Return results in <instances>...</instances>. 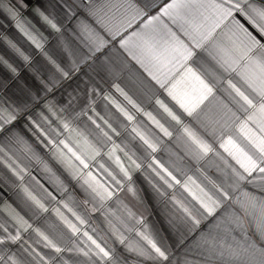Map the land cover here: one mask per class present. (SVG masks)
<instances>
[{
    "label": "crops",
    "instance_id": "0c3cea01",
    "mask_svg": "<svg viewBox=\"0 0 264 264\" xmlns=\"http://www.w3.org/2000/svg\"><path fill=\"white\" fill-rule=\"evenodd\" d=\"M26 2L29 7L24 9L19 6L21 0H0V56L16 68V73H12L0 64V116L17 117L0 131V237L5 238V243L0 244V256L4 257L0 264H107L98 260L92 240L115 249L127 264H156L126 251L127 244L144 243L137 236L143 231L152 233L158 245L161 240L167 245L171 264H207L203 249L196 247L200 234L233 212L239 214L237 200L245 192L264 195L257 187L264 184L260 179L264 174L248 177L253 184L237 183L233 169L245 176L247 173L225 151V147L231 149L226 143L229 137L245 143L242 126L245 131L264 136L258 127L257 109L249 107L230 87L235 85L254 103L257 101L256 94L241 79L244 61L231 64L235 71L224 63L226 59L230 63L238 59L243 51L241 41L245 38L236 21L261 38L235 11L211 35H207L210 24L199 32L185 24L189 32L185 35L179 27L183 19L173 23L163 14L172 0H127L134 7L117 12L114 17L109 15L111 32L100 27L89 14L92 0ZM115 2L127 7L125 0ZM37 6L59 31L34 11ZM212 11L188 8L182 16L200 24V14ZM152 17L159 19L149 24ZM85 24L91 32L83 29ZM169 33H174L193 55L187 61L178 60L165 67L150 58L143 40L151 39L162 49L165 41L175 43ZM125 40L128 43L122 47ZM101 41L103 46L96 51ZM56 64L69 72V77H62ZM188 69L213 89L200 104L198 116H189L169 95V89L178 95L186 93L182 97L185 103L206 95ZM53 77L59 84L52 85ZM158 101L180 122L173 120ZM121 108L133 119L128 120ZM155 121L171 135H165ZM185 127L213 151L200 154L185 134ZM137 132L153 143L156 151ZM122 168L128 170L131 181ZM164 169L181 183L176 184ZM156 172L173 187L168 188ZM154 184L166 195L159 196ZM218 188L228 193V199H222ZM24 189L47 211L28 199ZM201 189L213 199H222L212 216L193 199V193L203 198ZM108 192L112 193L111 198L102 200L101 196ZM174 201L188 207L200 224L187 219ZM201 213L205 218L201 219ZM170 219L178 226L170 227ZM136 220L143 223L137 224ZM245 228L252 234L250 224L245 223ZM116 229L123 234L125 244L119 243ZM39 233L62 251L57 253L49 247ZM17 234L20 239L15 243L7 239ZM234 235L239 238V230Z\"/></svg>",
    "mask_w": 264,
    "mask_h": 264
},
{
    "label": "snow or ice",
    "instance_id": "6c2138e0",
    "mask_svg": "<svg viewBox=\"0 0 264 264\" xmlns=\"http://www.w3.org/2000/svg\"><path fill=\"white\" fill-rule=\"evenodd\" d=\"M125 2L127 3V7H125L124 4L118 5L115 0H92V6L88 9V11L89 14L95 19L96 23L100 25V27L111 32V28L108 26L110 22L109 15L112 14L114 17L115 13L121 11L127 12L129 9L134 7V5L128 3L127 0H125ZM225 4L230 5V7H225ZM19 6L24 9L29 7L26 0H21V4ZM188 8H204L212 9L213 11L208 15L201 13L200 15L202 23L196 24L194 20L182 16L183 10ZM34 11L37 12L45 21H47L52 28L59 31L56 24L53 23L52 20L48 18V16H45L43 12L40 11L38 6L34 8ZM233 11L240 14L244 21H246L247 24L250 25L255 31V33L258 34L261 39H264V3H260L258 0H208V3H204L203 0H172V2L163 9V14L168 15L173 20V23H179V20L183 19L184 23L179 24V27L184 31L185 35H189V32L184 27L185 24L191 26L193 31L196 32H199V30L206 24H210L207 35H211V32L216 27H219L224 19L232 16ZM137 14H139V10H137ZM158 19L159 17H152L148 23L151 24L154 20ZM236 23L239 24V27L242 30L243 36L245 38L243 41H241L243 45V51L241 52L238 59H232L231 63L226 59L224 63L228 64L232 71H235V68H231V64L238 63L239 60L244 61L243 66L245 68V73L241 75V79L244 80L248 87L252 89L258 99L254 103L252 99L241 92L240 89L235 85L230 84V87L233 88L237 95H239L249 107L257 109V114L259 117V120L257 121L258 127L260 132L264 133V42H261V39H258L257 35H254L253 31H249V28L245 27L244 24H241L239 21H236ZM128 25H131V21L128 22ZM82 27L86 32H91V29L88 25L85 24L82 25ZM169 34L172 36V39L175 41V43H172L171 41H165L164 47L162 49L151 39L143 40V46L150 58L157 64H163L165 67H167L168 64L177 62L178 60L187 61L193 55L191 49L184 45L174 33ZM133 35L137 34L134 33ZM190 38L195 40L194 36H191ZM103 43L104 42L101 41L95 50L98 51L99 47L103 46ZM127 43V40L122 41L121 46L124 47L127 45ZM196 46L199 47L200 44L197 42ZM12 47H15V45ZM37 47H40V45H37ZM17 52H19V49H17ZM20 54L23 55V53ZM23 58L28 60L27 56H24ZM49 59L51 60V58ZM51 63L55 64V61L51 60ZM0 64L6 65L12 73H16V68L9 64L3 58V56H0ZM56 68L57 71L61 73L62 77H69V72L64 71L58 64H56ZM171 71L172 69H169V74ZM188 71L195 77L202 88L206 91V95H201L198 100L191 103H185L184 99L182 98L184 95H186V93L178 95L173 91V89H169V95L180 104L181 108H183L189 116H198L200 104H202L203 101L212 94L213 89L207 83H205L203 79L197 76L192 71V69H188ZM59 82L60 81L55 77H53L51 80L53 86L59 84ZM257 84L259 85L258 87L255 86ZM0 86H3L2 82H0ZM161 86H163V84ZM173 88H175V85ZM129 103H132V101L129 100ZM158 103H160L161 107L164 108V111L167 112L173 120L177 121V123L180 122L179 117L176 116L166 105L160 101H158ZM117 107H119V105H117ZM120 111L123 112L128 120L133 119V117L125 112L124 109L121 108ZM16 119L17 117L15 115H9L7 118L0 116V131H3L5 124H9ZM152 119L154 120V118ZM249 120H253V117L249 116ZM155 122L157 123V126L160 127L165 133V135H171V133L168 132V130L164 128L163 125H160L158 121ZM65 127H67V125H65ZM133 131L136 130L133 129ZM184 132L192 141V143L197 146L200 154L207 155L209 152L213 151L211 146L197 137L196 134L191 131V129L185 127ZM241 132L243 133L245 143H238L229 137L226 143L231 145V149L225 147L224 144H222L221 147H225V151H227L228 154L232 156L234 160H236V163L240 165L244 172L247 173V176H245L233 169L237 183L239 181H247L249 184H253L254 181L249 180L248 177H252L254 173L264 174V136H257L255 133H251V130L245 131V126L241 127ZM137 135L140 136V139L143 140L144 143L152 149V151H156V147L153 143H151L139 132H137ZM0 151H2V149H0ZM69 151H71V149H69ZM73 155L75 156L76 153H73ZM76 158L78 160L80 159L79 156ZM80 162L82 164L84 163L83 160ZM133 163L135 162L133 161ZM9 167H11V165H9ZM85 167H87L86 164ZM136 167L139 168L140 165H136ZM12 170L15 175L19 176V173L16 172L15 169ZM121 170L127 180L131 181L132 177L129 175L128 170L123 168ZM21 171L23 170L21 169ZM153 171H155V169H153ZM164 171L169 177L172 178V180L176 182V184L181 183L179 180H176L175 176H172L171 172H167V169H164ZM156 175L159 176L160 180H162L168 188L173 187L172 183H170L168 179L161 175L160 172H156ZM260 179L264 180V176H261ZM184 187L187 190V184H185ZM257 187L261 193H264V184L257 185ZM153 188L159 196L166 195V193L155 184L153 185ZM217 190L221 193L222 199H228L227 192H224L219 188ZM93 191H95V189H93ZM200 191L203 194V198L196 196L193 193V199L198 201L201 208L204 209V212H206L208 216L214 215L216 209L220 207V203L222 202L221 197L213 199V197L204 192L203 189ZM24 192L27 198L32 200L37 207L43 211H47V209L44 208V205L41 204L31 192H29L27 189H24ZM97 195H99V193H97ZM111 196L112 193L108 192L106 196H101V199H109ZM174 203L179 205L185 214V217L191 220L194 225L200 224V219H197L195 216H193L188 207H184L179 201H174ZM237 205L239 214L233 212L228 219L219 220L214 228H210L207 232L201 233L197 239L196 247L198 249H203L202 255L205 256L207 264H213V261L215 260H219L220 264H264V195L245 192L243 194V198L237 200ZM130 215L132 214L130 213ZM200 216L201 219L205 218L203 213H201ZM20 220H23V218L21 217ZM23 223L27 224V221H23ZM135 223L142 224L143 221L136 220ZM168 223L170 227L178 226L175 220L170 219ZM245 223L250 224L252 234L248 233L247 229L245 228ZM0 227H3V225L0 224ZM27 227H31V225H27ZM72 227L73 230L76 231L75 227ZM26 230L27 228H25V231ZM129 230L131 231L132 229ZM237 230H239L240 233L239 238L234 235ZM39 234L44 240L48 241V246L54 248L57 253L62 251L61 248L57 247L52 243V241L48 240L47 236H43L42 233ZM115 234L118 236L119 243L125 244V238L123 234L120 233L119 229L115 230ZM137 236H139L140 240L144 243L136 245L127 244L126 251L138 258H142V260L145 261H154L156 264H171L170 249L167 247V245L163 244L162 240L158 245L157 240L154 239L152 233L147 231L137 232ZM88 238L89 240H92V237L89 236ZM7 239L15 243L20 239V236L19 234L15 236L9 235ZM3 243H5V238L0 237V244ZM92 243L98 250L95 253L98 260L106 261L107 264H127L126 258L116 254L115 249L111 247H102L95 240H92ZM83 254L88 256V252H84ZM0 260H4V257L0 256ZM13 264H15V262H13Z\"/></svg>",
    "mask_w": 264,
    "mask_h": 264
}]
</instances>
